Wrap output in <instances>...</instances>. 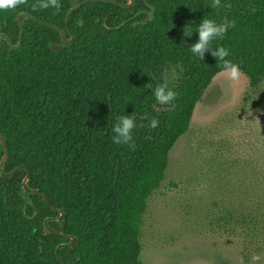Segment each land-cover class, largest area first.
Here are the masks:
<instances>
[{
    "label": "trees",
    "instance_id": "16d2710c",
    "mask_svg": "<svg viewBox=\"0 0 264 264\" xmlns=\"http://www.w3.org/2000/svg\"><path fill=\"white\" fill-rule=\"evenodd\" d=\"M61 8L34 9L25 0L0 10V33L12 46L19 41V13L25 19L18 49L0 38V135L7 156L0 176V264H62L56 247L68 243L51 229L76 237V248L63 247L66 264H141L139 233L148 198L160 188L174 143L188 130L195 105L220 73L205 52H190L197 39L183 35L206 15L234 22L213 47L229 50L227 59L240 65L251 90L264 82V0L93 1L66 15ZM81 2L83 0H76ZM167 83L177 93L174 106L157 105L155 84ZM135 118L134 149L111 141L114 118ZM159 123L150 128L149 120ZM4 150L0 144V160ZM255 174H251L254 176ZM64 220L55 219L58 213ZM264 245V178L232 177V236ZM252 249L261 250L258 244Z\"/></svg>",
    "mask_w": 264,
    "mask_h": 264
},
{
    "label": "rangeland",
    "instance_id": "374dc122",
    "mask_svg": "<svg viewBox=\"0 0 264 264\" xmlns=\"http://www.w3.org/2000/svg\"><path fill=\"white\" fill-rule=\"evenodd\" d=\"M235 176L264 178V82L251 90L244 75L232 81L219 73L170 149L160 188L147 200L140 263L264 264V245L232 236Z\"/></svg>",
    "mask_w": 264,
    "mask_h": 264
},
{
    "label": "clouds",
    "instance_id": "9594fccd",
    "mask_svg": "<svg viewBox=\"0 0 264 264\" xmlns=\"http://www.w3.org/2000/svg\"><path fill=\"white\" fill-rule=\"evenodd\" d=\"M25 0H0V10H11L17 8L23 4ZM221 0H211L209 5L212 9L220 8ZM36 9H55L59 11L61 5L59 0H36L33 5ZM234 27V22L227 18H224L221 22H217L215 19L208 18L206 15L200 20L195 27L191 23L187 24L183 28V35L191 37L193 33L197 34L195 42L190 43V52L196 58L203 60L205 52H208L217 62L220 69V74L226 77L228 80L236 81L243 75L240 65L227 59L229 56L228 48L224 46L213 47V41L222 40L226 32ZM152 97L157 105H167L170 108L174 106L177 93L173 91L167 83L155 84L151 89ZM159 121L153 117L149 120V127H157ZM135 118L133 115L122 114L114 118V122L111 128V141L118 145H127L129 149H134L135 144L133 141V129L135 128ZM253 260L259 259V257H253Z\"/></svg>",
    "mask_w": 264,
    "mask_h": 264
},
{
    "label": "water",
    "instance_id": "95a60500",
    "mask_svg": "<svg viewBox=\"0 0 264 264\" xmlns=\"http://www.w3.org/2000/svg\"><path fill=\"white\" fill-rule=\"evenodd\" d=\"M93 1H105V2H112L114 3L113 1L111 0H83L81 2H77L76 0H73L72 1V8L68 11V14L66 15V29H67V32L69 33V30H68V19H69V15L72 11H74L75 9L83 6L84 4L88 3V2H93ZM133 1L134 0H129V2L127 4H123V3H116L117 5L119 6H122L124 8H130L132 7L133 5ZM25 19H30V20H33V21H37V22H40V23H43V24H46L42 21H39L33 17H31L30 15L26 14V13H19L18 16H17V22L20 26V29H19V41L16 45L12 46L9 42V40L7 39V37L4 35V34H1L0 33V38H3L7 45H9L12 49H18L20 44H21V40H22V36H23V30H24V26H23V21ZM59 33H60V39H61V45H51V50L53 51H61L63 47H66V46H70L73 42V36L69 33V37L66 38L65 35L63 34L62 30L58 29ZM0 144L4 150V154L0 160V176L3 178V179H8L10 178L15 172L21 170V169H25V167L23 166H19L17 168H15L14 170H12L11 172L9 173H5L2 169V165L6 159V156H7V148H6V143H5V140L3 138L2 135H0ZM26 170V169H25ZM30 180V175L28 173V171L26 170V176L25 178L22 180L21 182V188H22V195L23 196H26L28 194H31V193H36V194H39L43 200L48 203V201L46 200V198L38 191V190H35V189H30L28 186H27V183L29 182ZM51 206V205H50ZM51 208L56 211L59 215L58 217L55 219L56 221L58 222H62L64 220V214L62 213V211H60L59 209H56L54 208L53 206H51ZM49 220H46L45 221V228L48 232L50 233H54V234H59V235H62L64 236L65 238H67L69 240L68 243H63L59 246L56 247V250H55V254H56V257L62 262V264H66L64 261H62L61 257H60V254H59V249L63 248V247H69V248H76L79 244V241L76 237H73V236H70V235H64L63 233L59 232L58 230H55V229H51L47 223H48Z\"/></svg>",
    "mask_w": 264,
    "mask_h": 264
}]
</instances>
